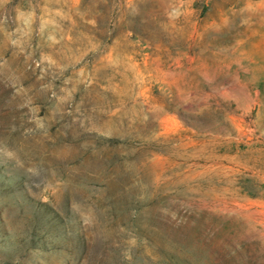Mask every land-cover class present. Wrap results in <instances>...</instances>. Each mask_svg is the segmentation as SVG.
Returning a JSON list of instances; mask_svg holds the SVG:
<instances>
[{
	"label": "rangeland",
	"instance_id": "obj_1",
	"mask_svg": "<svg viewBox=\"0 0 264 264\" xmlns=\"http://www.w3.org/2000/svg\"><path fill=\"white\" fill-rule=\"evenodd\" d=\"M0 264H264V0H0Z\"/></svg>",
	"mask_w": 264,
	"mask_h": 264
}]
</instances>
